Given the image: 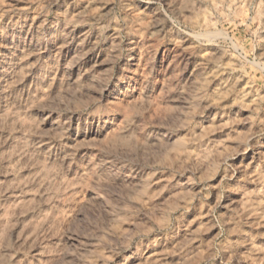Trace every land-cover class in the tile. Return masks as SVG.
<instances>
[{"label": "rangeland", "instance_id": "1", "mask_svg": "<svg viewBox=\"0 0 264 264\" xmlns=\"http://www.w3.org/2000/svg\"><path fill=\"white\" fill-rule=\"evenodd\" d=\"M0 264H264V0H0Z\"/></svg>", "mask_w": 264, "mask_h": 264}]
</instances>
